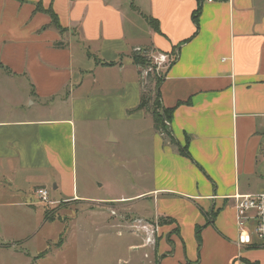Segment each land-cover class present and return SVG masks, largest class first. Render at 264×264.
Returning <instances> with one entry per match:
<instances>
[{"label": "crops", "instance_id": "0c3cea01", "mask_svg": "<svg viewBox=\"0 0 264 264\" xmlns=\"http://www.w3.org/2000/svg\"><path fill=\"white\" fill-rule=\"evenodd\" d=\"M198 4L0 0V250L23 246L38 228L35 191L45 186L54 200L81 206L77 216L60 219L65 231L119 234L108 209L120 199L138 215L161 219L157 264H264V246L248 224L250 241L238 242L233 199L264 192V0H200L196 28ZM143 47L177 53L158 88L172 111L173 139L156 129L149 111L133 110L142 83L132 54ZM146 119L153 134L138 174L147 187L81 193L78 127L98 128L107 148L119 139L117 124ZM92 203L97 208L85 206ZM45 214L44 221L53 219Z\"/></svg>", "mask_w": 264, "mask_h": 264}, {"label": "rangeland", "instance_id": "374dc122", "mask_svg": "<svg viewBox=\"0 0 264 264\" xmlns=\"http://www.w3.org/2000/svg\"><path fill=\"white\" fill-rule=\"evenodd\" d=\"M166 69L165 67L153 69L148 75L146 68L140 67L142 95L150 98L148 105L151 109L155 101V76L162 75ZM55 107L56 105L51 106L49 116L58 111ZM115 127L119 139L111 144L104 143L108 145L107 148L102 145L103 135L97 132L98 128L89 126L82 132V128L78 127L76 173L77 188L81 193L84 192L91 197L118 193L127 195L142 191L149 184L146 176L138 174L139 164L148 156L146 152L149 151L148 145L153 134L149 133L151 127L149 121L146 119L134 124H117ZM162 135L166 137L165 134ZM98 180L104 183L101 188L97 187ZM47 188L50 189V197L53 199V188ZM54 201L52 205L36 202L38 206L35 208L37 210L35 216L39 220L38 228L23 238L24 244L19 248L12 246L11 243L5 244L3 246L5 249L0 250V264H157L153 256L157 236L155 245L141 246L143 241L138 226L149 223L157 232L156 227L162 222L158 217L151 219L136 214L129 204H125L128 200H113L112 203L109 202L111 206L108 212L110 213L112 209L115 211L109 216L117 221L119 234L112 230L95 228L73 229L72 225L69 226L72 229L67 228L65 231L68 224L60 219L67 217L68 220V217L77 216L81 206L75 203L69 206L68 202ZM92 204L85 206L97 208ZM65 209L68 211L62 213ZM44 210L53 219L48 218L44 221ZM59 239L62 241L60 247ZM45 249L48 251L43 252ZM14 251H19L22 255H17ZM28 255L31 256L30 259L25 258Z\"/></svg>", "mask_w": 264, "mask_h": 264}, {"label": "built area", "instance_id": "2783aa9c", "mask_svg": "<svg viewBox=\"0 0 264 264\" xmlns=\"http://www.w3.org/2000/svg\"><path fill=\"white\" fill-rule=\"evenodd\" d=\"M150 65L147 66L146 71H153L159 68H168V65L177 57V53L167 54L163 52L149 53ZM165 126L169 123L165 120ZM36 202L43 205H52L55 201L50 197V189L45 186H37L35 191ZM234 207L236 213L237 225L240 228V235L238 242L240 244H247L250 241L248 235L247 224L252 228V233L259 245L264 246V192L246 193V195H233ZM111 215L115 213L112 209ZM141 221V220H139ZM158 230V226L156 227ZM138 231L142 237L143 244L155 245V239L158 234L156 229L149 223H142L138 226Z\"/></svg>", "mask_w": 264, "mask_h": 264}, {"label": "trees", "instance_id": "16d2710c", "mask_svg": "<svg viewBox=\"0 0 264 264\" xmlns=\"http://www.w3.org/2000/svg\"><path fill=\"white\" fill-rule=\"evenodd\" d=\"M201 11V6H200V0H199V4L198 7L196 8V10L193 12L192 14V20L194 21L196 28H198V15ZM51 21L52 23H54L57 27H60L59 24H57V18L56 15L54 13L51 14ZM150 24H154L155 25V21L154 20H149ZM157 23V22H156ZM55 45H59L58 43H56ZM153 52V50H151L150 48L147 47H143V48H138V50L133 51L132 54V58L133 61L135 63L136 66H140V67H145L147 68L148 65H150L151 63V59L149 57V53ZM156 52V51H154ZM166 70H164L162 72V75H157L155 76V82H156V91H155V101H154V107L151 109L148 105L150 98H146L143 95H141V100L139 102V104L133 109V110H139L141 108H144L146 111H149L152 115L153 118V124L156 127V129L160 130L161 133L165 134V136L169 139H173L172 135H171V131L169 130V128H167V126H165L164 124V120H169L172 111L171 109H166L161 105L160 102V96H159V85L162 82V78L163 75L165 73ZM151 71H148L147 74L150 75ZM180 153L183 155H187V151L185 149V151L183 149H180ZM46 218H48L49 216L47 214ZM45 252V251H43Z\"/></svg>", "mask_w": 264, "mask_h": 264}]
</instances>
